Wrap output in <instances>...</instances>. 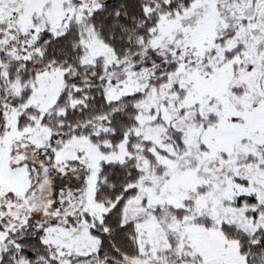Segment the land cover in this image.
Listing matches in <instances>:
<instances>
[{
	"label": "snow or ice",
	"instance_id": "1",
	"mask_svg": "<svg viewBox=\"0 0 264 264\" xmlns=\"http://www.w3.org/2000/svg\"><path fill=\"white\" fill-rule=\"evenodd\" d=\"M0 264H264V0H0Z\"/></svg>",
	"mask_w": 264,
	"mask_h": 264
}]
</instances>
